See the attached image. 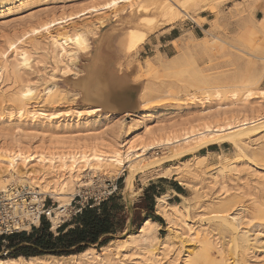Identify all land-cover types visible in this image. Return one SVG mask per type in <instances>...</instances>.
I'll return each instance as SVG.
<instances>
[{
	"label": "rangeland",
	"instance_id": "1",
	"mask_svg": "<svg viewBox=\"0 0 264 264\" xmlns=\"http://www.w3.org/2000/svg\"><path fill=\"white\" fill-rule=\"evenodd\" d=\"M102 1L0 0V11L11 9L0 15V51L7 48L9 40L21 38L45 20L75 14ZM174 1L188 8L189 15L182 13L180 7H176L168 17L161 15L159 10L146 8L130 15L129 10L122 6L121 9L125 10L117 16L110 11L105 12L106 16L105 13L100 14L102 17L86 14V11V15L72 21L70 25L82 32L86 40L83 43L81 38L75 37V44L71 45L78 61L71 65V75L70 72L60 71L47 39L42 38V35L26 38V47L31 52V67L17 68L16 60L11 56L9 70L4 73L0 83L1 146L7 147L13 138H18L25 144L24 147L34 146L33 148L37 149L49 144L69 145L72 138H82L78 139L79 141L97 140L96 143H102L106 148L115 144L122 146L131 140L135 133L141 131L138 124L143 117H148L153 129L162 125H180L187 119L197 117L205 107L216 106L217 103L229 104L230 95L234 92L238 94L235 109L254 108L255 102H258L259 107L256 104L255 110L264 113V105L261 104L263 101L260 102L261 99L255 95L254 99L248 101L253 106L247 101L243 102V95L248 89L255 90L256 96L258 89H264V27L258 23L259 19L254 17L259 5H263L264 14V0ZM202 15H208L209 21L199 20ZM147 17L153 18V22L145 20ZM100 20L104 24H101ZM206 22L208 25L205 29L213 30L225 44L221 43V46L211 50L206 45L205 33L194 38L189 33L190 30H183V40L176 42L173 57L167 59L157 53L140 54V48L147 38L164 26L182 27L186 23L190 26H203ZM69 26H56L53 30L59 28L60 34L68 31ZM1 64L0 59V68ZM105 84L128 89L131 94L136 95L135 102L134 98H131V103L126 109H115L117 115L122 116L114 120L101 113H86L87 107L97 105L91 101L94 89ZM28 89H34V92L25 100L22 93ZM49 89L53 90L50 97L44 95ZM217 91L222 95L219 102L215 98ZM207 97L209 101L205 100ZM34 103L49 112H61L63 116L53 123L42 120L31 122L27 115L22 120L16 118L19 109L25 107V104L34 106ZM75 110L82 111L83 116L76 117ZM106 111L115 112L104 108L103 112ZM125 112L132 115L124 117ZM236 112L229 115L243 114ZM10 113L13 115L11 120L8 118ZM66 114L70 115L67 117ZM106 122L110 127L103 131L102 125ZM84 135L92 138L87 139ZM261 135L251 142L247 141L243 151L230 143L212 144L182 161L177 159L167 162L164 168H171L166 171L168 181L160 180L163 178V169H151L138 174L133 181V188L128 190L125 182L128 172L124 171L118 178H94L92 184L77 187L76 191H73V198L79 195L78 199L82 205L91 200L101 201L104 197H109L110 193H114L117 182H120L119 196L122 197L129 225L135 206L151 183L154 182L160 187L163 184L171 190V182H178L186 191V199L172 200L182 203L179 214L181 217H177L181 232L167 236L170 232L162 217L165 223L155 232L158 239L155 238L154 242L142 240L143 242H138V249L124 251L127 254L123 258L126 259V264H150L159 260L158 263L161 264H176L180 257L184 260L187 256L184 264H241L246 258L248 263L264 264V133ZM76 140L75 146L79 143ZM88 141H80L79 145L94 142ZM210 147H215V150L211 151ZM161 152L160 149L157 150L158 156H163ZM204 154L207 155L206 158H199ZM221 166L225 174L224 179L219 178L220 185L209 187L212 175ZM230 166H233L236 172H231ZM86 179L85 177L84 180ZM15 182L18 180L11 179L9 184L13 185ZM222 184L225 189H222ZM20 185L18 182L16 186ZM170 195L173 193L169 191L165 194L167 202ZM46 197L48 204L60 206L49 195ZM214 213L230 218L240 217L237 224L241 229L238 247L233 244L235 235L229 228L218 220H208ZM46 221L52 226V221ZM38 226L40 225L36 227ZM26 231H31V228ZM51 231L56 233V227H51ZM128 233L130 232H125L116 239ZM190 234L192 240L189 239ZM166 237L170 240L167 241L165 251H162L163 245L159 244V241ZM207 241L212 245L211 263L203 260L191 263L195 255L206 249Z\"/></svg>",
	"mask_w": 264,
	"mask_h": 264
},
{
	"label": "bare ground",
	"instance_id": "2",
	"mask_svg": "<svg viewBox=\"0 0 264 264\" xmlns=\"http://www.w3.org/2000/svg\"><path fill=\"white\" fill-rule=\"evenodd\" d=\"M122 6L129 10L130 15L134 12H138L142 8H146L159 10L161 15L168 17L172 14L176 7H180V11L182 13L189 15L188 8L184 6L181 7V5H178L174 0H103L101 3H94L89 8L78 13L48 21L45 20L38 26L31 28L21 38L14 41L9 40L7 48L0 51V59L2 61V66L0 68V83L4 78V73H7L9 70V58L11 56L15 58V66L17 68L24 69L31 67V52L26 47L25 40H27L26 38L35 35H42V38L47 39L51 51L56 56L60 71L65 73L70 72L71 75L70 67L77 61L75 56L76 52L71 45L75 44V37L81 38L83 43H85L86 38L82 35V32L73 28L74 25L72 26L70 23L86 14L99 16L100 14L104 15L105 12L110 11V13L117 16L121 11L125 10L121 9ZM9 11H11V9L6 10V12ZM86 11L88 12L85 14ZM6 12L0 11V15ZM145 20L153 22V18L150 17H147ZM100 22L101 24L103 23L101 20ZM258 23L264 27V18L259 19ZM62 25H70L68 27L69 30L60 34L58 33L60 30L59 28L57 30H53L56 26ZM198 26L202 27L200 24H198ZM204 33L207 38V40L205 39L206 45L211 50L221 46V43L225 44V41L217 37L213 30L204 29ZM186 35L187 34H185V36ZM183 36H181L177 41H182ZM240 50L242 51V49ZM243 52L244 51H242V53ZM251 55L252 54H250V56ZM253 57L256 58V56ZM53 77H51V79ZM116 87L110 84L96 87L93 91L91 101L97 105L95 107H87L86 113L91 115L101 113L113 120L122 116L121 114L117 115V111L115 109H126L127 105L131 103V98H134L135 102L136 95L133 93L131 94L128 89H119ZM257 91L258 96H256L255 90L248 89L243 95V102H248L254 99L253 95H255V97L261 99V101L259 100L260 102L263 101L261 104L264 105V95H262V93H264V89H258ZM33 92L34 89L23 90L22 97L27 100L28 96H31ZM52 93L53 90L49 89L47 92L45 91L44 95H48L50 97ZM230 96L231 102L229 104L217 103L216 106L205 107L200 111L197 117L187 119L180 125H173L170 127L162 125V127L159 126L158 129H153L148 117H143L141 122L138 124L141 131L135 133L134 137L122 146H118L119 144H115L116 146H113L111 144V147L106 148L103 147L102 143H96L95 141L97 140H93L95 143L89 140L90 142H93V144L80 146V141H83V143L88 141L86 139V141L84 139L80 141L78 140L82 138H76L79 143L75 146L74 142L76 139L71 137L72 142H69V145H67V143L58 144L57 142L58 145L49 144L45 147H38L39 149H37L33 148V145L32 148L24 147L25 144H22L18 138H13L11 144H8L7 147H3L0 144V191L5 192L6 195L10 197L12 196L10 186L19 187L16 186L19 182L21 184L20 186H26L31 193H38L43 197L49 195L55 200V202L60 204V206H57L58 208L55 209L56 216L52 218V228H55L58 226L61 219H64L66 214L65 210L72 205V201L74 199L73 191H76L77 187L92 184L94 182L93 179L96 177L99 180H102L103 178L113 179L118 178L122 175L121 173L127 171L128 174L125 182L126 188L130 190L133 188V181L138 174L145 173L151 169L161 168L163 169L161 177L164 178L168 175L166 174V171L171 169L170 167L164 168V165L167 162L177 159L182 161L185 157L196 154L198 151L205 149L212 144L230 143L235 148L243 151L247 145V141L251 142L254 138H257V136L264 133V113H260L261 110H255V106L258 102H255L254 108L251 107L248 109L247 107H243L241 108L243 110H238L237 108L235 109L234 107L237 106L236 102L238 94L234 92ZM215 98L218 102L221 101V93L217 91L215 93ZM205 100L209 101V98L207 97ZM37 104L38 103H34V106H28L25 104V107L19 109L16 113V118L18 120H22L25 118V115H27L31 122L42 120L48 123H53L55 120L60 119V117L63 116L61 115V112H49ZM249 104L253 106L251 102ZM118 105L120 107H118ZM257 105L259 107V104ZM104 108L115 112H103ZM244 109H248V111ZM235 111H237L236 113L243 114H241V116L229 115L233 112L235 113ZM69 115L70 114H66L65 116L68 117ZM74 115L80 118L83 116V112L75 110ZM131 115L132 114L130 112H125L124 117ZM8 118L10 120L13 118L12 113L8 115ZM109 127L110 125L107 122L102 125L103 131H106ZM84 136L86 137L87 135ZM91 138L92 137H88L87 139ZM158 149L162 151L161 153L163 156H158ZM206 156L207 155L204 154L199 156V158L204 159ZM230 167L231 169L229 170L231 172H236V169L233 166ZM224 176L223 167L221 166V168H219L218 171L212 175L209 187L214 188L220 185L221 183L219 184V178L221 179ZM85 177L87 178L86 180H84ZM11 179L13 181L18 180V182L10 185L9 182ZM223 185L224 184H222V189H225ZM115 188H118L117 184ZM181 198L186 199L184 195H181ZM95 204H97V202H95ZM181 208L182 203L177 202L171 204L165 200L164 194L157 198L156 213L161 215L167 223V229L170 232L167 236L180 231L177 219L179 218L178 215L181 213ZM239 218L236 216H232L230 218L227 215L214 213L208 218V220H218L224 224L223 226L229 228L233 232V235H235L233 244L235 247H238V245H240L238 236L241 231L240 227L237 225L239 223ZM35 222L38 223V221ZM159 227V223L148 218L139 226L136 232H130L122 238L115 239L108 245L101 247L100 250L89 248L81 254L69 257H19L17 259L6 260L0 258V264H126V259L124 260L123 258L127 254H125L124 251L127 249L133 250L134 248H137L138 242L142 240L154 242L156 238L155 232ZM28 229L29 228H26V230ZM191 234L189 235V239L192 240L193 238ZM182 235L184 234H181V236ZM168 239V237L160 239L161 242L159 241V244L161 243V245H163V247H161L162 251H165ZM211 249L212 245L207 241L206 249L197 256L195 255L194 258H192L191 263H198L201 260L207 263L210 262V254H212ZM186 258L183 260L180 257L176 264H184L186 262ZM246 259L241 264H251L248 263ZM158 262H151L150 264H161ZM222 262L223 261H221V263Z\"/></svg>",
	"mask_w": 264,
	"mask_h": 264
},
{
	"label": "trees",
	"instance_id": "3",
	"mask_svg": "<svg viewBox=\"0 0 264 264\" xmlns=\"http://www.w3.org/2000/svg\"><path fill=\"white\" fill-rule=\"evenodd\" d=\"M209 149L214 151L215 147ZM160 180L168 181L165 178ZM117 186L114 193L98 204L91 200L80 213L61 225L56 233L51 231L50 223L43 218L40 226H33L31 231L0 236V258L69 257L89 248L101 249L123 233L136 231L148 218L164 225V219L155 214L156 200L165 194L163 184L160 187L153 182L144 190L129 225L122 197L119 196L121 183L117 182ZM171 186L185 196L186 191L178 182H171Z\"/></svg>",
	"mask_w": 264,
	"mask_h": 264
},
{
	"label": "built area",
	"instance_id": "4",
	"mask_svg": "<svg viewBox=\"0 0 264 264\" xmlns=\"http://www.w3.org/2000/svg\"><path fill=\"white\" fill-rule=\"evenodd\" d=\"M10 190L12 193L10 197L5 192L0 191V236L19 233L26 230V228L40 225L43 218L52 221V218L56 216L55 209L58 207H55L54 204H48L47 197H43L38 193H31L26 186H12ZM107 197H104V199ZM78 198L79 195L74 197L72 205L65 210L64 219H61L56 229L70 221L89 203L82 205ZM94 202L98 204L100 201ZM68 217H70L69 220ZM35 221H38V223ZM51 227H53V222Z\"/></svg>",
	"mask_w": 264,
	"mask_h": 264
},
{
	"label": "crops",
	"instance_id": "5",
	"mask_svg": "<svg viewBox=\"0 0 264 264\" xmlns=\"http://www.w3.org/2000/svg\"><path fill=\"white\" fill-rule=\"evenodd\" d=\"M262 8H263V5H259V8L254 14L255 15L254 17L256 19H260V16H262L261 18H263L264 14H263ZM208 17H209L208 15L207 16L202 15L199 18V20L206 19L207 21H209ZM207 25H208V22L204 23L202 27H199L196 24H192L190 26V24L188 23L183 24L182 27L174 26V25L164 26L158 32L151 34L147 38L146 42L140 48V54L149 55L151 53H154V54L157 53V55H160L163 58L169 59L173 57L172 55H174L175 53L176 42L183 35L182 34L183 30H190L189 33L191 34V36H193L194 38H197L204 33V29L207 28ZM164 178L168 179L167 177H164ZM178 184L181 186L183 190H185V188L180 183ZM170 189L171 190H168L167 188H165V194H167L168 191L173 193V195H170L171 197L169 199V203L171 204L177 203L176 200L181 198V195L183 194L178 193L176 190L173 189L172 186H170ZM173 199H176V200L172 201ZM155 214L157 215L156 211H155ZM157 216L161 217V215L159 214ZM160 226L162 225L160 224Z\"/></svg>",
	"mask_w": 264,
	"mask_h": 264
},
{
	"label": "snow or ice",
	"instance_id": "6",
	"mask_svg": "<svg viewBox=\"0 0 264 264\" xmlns=\"http://www.w3.org/2000/svg\"><path fill=\"white\" fill-rule=\"evenodd\" d=\"M184 5H181V7H183ZM262 95H264V93H262Z\"/></svg>",
	"mask_w": 264,
	"mask_h": 264
}]
</instances>
